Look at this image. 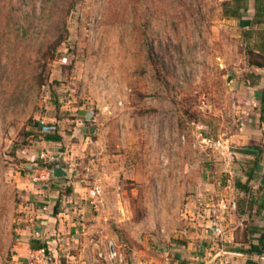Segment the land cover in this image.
<instances>
[{
    "label": "rangeland",
    "instance_id": "rangeland-1",
    "mask_svg": "<svg viewBox=\"0 0 264 264\" xmlns=\"http://www.w3.org/2000/svg\"><path fill=\"white\" fill-rule=\"evenodd\" d=\"M230 1L0 0V264L14 260L48 147L68 150L92 201L56 185L61 211H82L56 257L45 247L53 264H110L109 242L120 264H169L191 213L221 197L246 211L245 230L261 221L248 205L264 201V67L240 24L253 0L240 20L224 16ZM40 120L64 140L43 143ZM252 166L248 194L235 182Z\"/></svg>",
    "mask_w": 264,
    "mask_h": 264
},
{
    "label": "crops",
    "instance_id": "crops-1",
    "mask_svg": "<svg viewBox=\"0 0 264 264\" xmlns=\"http://www.w3.org/2000/svg\"><path fill=\"white\" fill-rule=\"evenodd\" d=\"M58 132L62 135V140H64L62 132L60 130ZM61 141L43 140L42 142H47L48 144L46 145L50 146ZM46 150L52 154L54 160H57L64 167L67 166V159L70 157V155L67 154L68 150L66 153L61 151V149L58 151L52 148L50 149L49 147ZM61 154H63V156L60 160ZM51 163L53 164V161ZM67 170V176L55 178L54 184L59 185L60 182L67 181L70 186H72V189L70 188L72 193L70 194L69 200L71 197L72 200L76 197V200L73 201H77L78 198L91 201V193H89L88 187L82 184L84 179L81 177L72 178V176H74L72 170L70 168H67ZM30 187L31 194L29 199L31 202L29 207L31 210L28 216L30 220L28 221L29 223L24 222L22 225L18 226L17 230L20 236L17 244L14 245L15 253L13 255L14 260H12V264H29L32 257L38 253V249L40 248H32L30 246V240L32 238L38 239L45 245L46 249H50L51 252L54 251L51 255L52 257H56L57 249L54 245L52 247H50V245H57L58 243L60 246H64V242H69L70 237L67 232L72 230V228L67 230V227H74L73 225H76V222L72 219L67 223L64 221H67L69 218L68 215L71 216L76 213L77 209L78 213L82 211V209L79 208L81 207V201L70 206V208H73L70 214L67 215L61 211L62 207H64L65 195L60 193L57 187L49 188L40 182L30 183ZM60 201H62V204L59 206L56 203L60 204ZM79 202L80 204H78ZM249 210L254 211L261 220L252 222V224L263 226L264 206L261 207L257 205L255 209H253V206H250ZM202 213H205L204 209L203 212L194 211L191 213L192 220L189 222L191 228H189L186 234L187 238L184 242L178 244V248H175L177 251L175 255L168 254L166 256L169 264H246L247 261H250V264H264V251L262 253H257L256 251L248 250L251 242H257L258 232H253L252 227H247V230L244 229L243 220L246 219V211L241 212L236 206L227 209L223 224L225 230L224 234L221 236H216L212 233L211 229L207 226L209 223L206 219V214L203 215ZM58 229L63 232L58 234ZM243 233L244 236L246 235V239H242ZM61 235L62 238L60 239L59 237ZM88 237V242L90 243L93 239L91 236ZM71 239L78 242L79 236L75 235L71 237ZM70 256H72V254ZM92 257L95 258L93 254ZM90 261L91 260H88L89 264ZM110 264L115 263L110 261ZM130 264H133V262H130ZM166 264L168 263L166 262Z\"/></svg>",
    "mask_w": 264,
    "mask_h": 264
},
{
    "label": "trees",
    "instance_id": "trees-1",
    "mask_svg": "<svg viewBox=\"0 0 264 264\" xmlns=\"http://www.w3.org/2000/svg\"><path fill=\"white\" fill-rule=\"evenodd\" d=\"M247 0H231L230 2H224L225 6L223 8V14L226 17L230 18H236L240 20L242 17V13L247 10ZM253 7H254V12L253 16L251 19L248 20H240V24L242 21L243 25H246L247 28L244 30V33H246V36H254L256 37V51H252V55L255 57L250 58L251 60L249 61L250 64H253L257 67H264V0H253ZM49 125V124H47ZM39 133H42L39 130ZM44 138L46 140H53V141H61L62 140V135L59 134L57 129L53 128L50 129L49 131L43 133ZM247 153H260L261 150H253L252 148L247 150ZM38 163V165H43L42 162L38 159H35ZM257 161V160H254ZM257 162H255L256 166ZM48 166H51V163H48ZM253 172H254V166L246 168L244 171V180H236L235 185L239 189L245 191L246 193L250 194L249 192V184L253 180ZM55 179H51L48 182H46V187H57L54 183ZM259 206H264V201L260 204ZM249 207L251 204L249 203ZM253 232H258V237H257V242L256 243H250L248 250L250 251H256L257 253H262L264 251V225L259 226V225H251ZM30 246L32 248H44L45 245L42 244L38 239L32 238L30 240ZM246 264H250V261H247Z\"/></svg>",
    "mask_w": 264,
    "mask_h": 264
},
{
    "label": "built area",
    "instance_id": "built-area-1",
    "mask_svg": "<svg viewBox=\"0 0 264 264\" xmlns=\"http://www.w3.org/2000/svg\"><path fill=\"white\" fill-rule=\"evenodd\" d=\"M39 128L42 133H45L49 131L50 129H53V127L45 124L43 120L39 121ZM40 163H47L43 165H38L36 161H33V165L37 166L39 169V174L37 177H33L32 180H38L40 183L46 185V182H48L51 179H55L50 176V170L51 166H48V163L52 162V154L48 155V151H44V149L40 150L38 152L37 156ZM36 158V159H37ZM52 164V163H51ZM100 193V188L95 187L93 190L92 196H96ZM92 202V201H91ZM232 206H235V203L232 202ZM203 209L206 214V219L208 221V227L211 229L212 233L216 236H221L224 234V220H225V214L227 212V199L224 197H221L217 200V203L214 204V202H205L203 205ZM108 257L109 260L114 262L115 264L122 263L124 257L123 254L118 251L114 244L112 242H109V251H108ZM29 264H53L50 260V257L45 253L44 248L38 249V253L32 257V259L29 261Z\"/></svg>",
    "mask_w": 264,
    "mask_h": 264
},
{
    "label": "water",
    "instance_id": "water-1",
    "mask_svg": "<svg viewBox=\"0 0 264 264\" xmlns=\"http://www.w3.org/2000/svg\"><path fill=\"white\" fill-rule=\"evenodd\" d=\"M95 129V125L92 124L89 126V132L92 133ZM53 164L51 166L50 170V176L53 178H58V177H65L68 174V170L66 167L61 165L57 160H52Z\"/></svg>",
    "mask_w": 264,
    "mask_h": 264
}]
</instances>
